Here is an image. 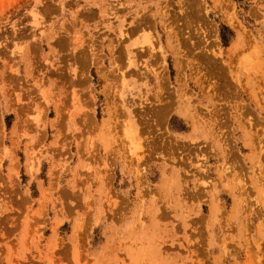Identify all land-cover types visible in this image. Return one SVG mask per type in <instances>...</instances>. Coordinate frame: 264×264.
Segmentation results:
<instances>
[{
  "label": "rangeland",
  "instance_id": "obj_1",
  "mask_svg": "<svg viewBox=\"0 0 264 264\" xmlns=\"http://www.w3.org/2000/svg\"><path fill=\"white\" fill-rule=\"evenodd\" d=\"M0 264H264V0H0Z\"/></svg>",
  "mask_w": 264,
  "mask_h": 264
},
{
  "label": "trees",
  "instance_id": "obj_2",
  "mask_svg": "<svg viewBox=\"0 0 264 264\" xmlns=\"http://www.w3.org/2000/svg\"><path fill=\"white\" fill-rule=\"evenodd\" d=\"M225 30H228L229 34L232 35V32L224 25H221V29H220V37L221 40L224 44H227V42L229 41L226 33L224 32Z\"/></svg>",
  "mask_w": 264,
  "mask_h": 264
},
{
  "label": "bare ground",
  "instance_id": "obj_3",
  "mask_svg": "<svg viewBox=\"0 0 264 264\" xmlns=\"http://www.w3.org/2000/svg\"><path fill=\"white\" fill-rule=\"evenodd\" d=\"M180 64V63H179ZM180 71V70H179Z\"/></svg>",
  "mask_w": 264,
  "mask_h": 264
}]
</instances>
